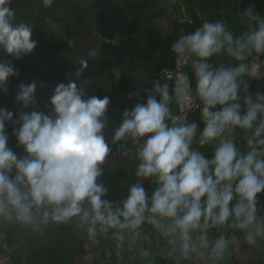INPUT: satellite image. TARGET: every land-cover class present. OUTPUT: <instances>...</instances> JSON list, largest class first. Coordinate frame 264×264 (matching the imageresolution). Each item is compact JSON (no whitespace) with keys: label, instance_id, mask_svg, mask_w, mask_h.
<instances>
[{"label":"crops","instance_id":"obj_1","mask_svg":"<svg viewBox=\"0 0 264 264\" xmlns=\"http://www.w3.org/2000/svg\"><path fill=\"white\" fill-rule=\"evenodd\" d=\"M8 7L14 13L10 21L14 26L26 24L32 28L35 47L18 58L0 49V62L11 64L15 70L5 84L6 91H0V109L13 113L4 126L7 147L19 159L28 156L16 135L21 127L20 117L36 111L55 120L57 114L50 99L58 84L75 82L84 93L83 99L109 97L101 130L109 151L99 165L101 176L97 183L107 189L102 199L109 201L113 211L123 207L132 185L144 188L149 207L152 193L159 187L156 177L136 176L140 163L137 153L151 134L119 141L114 135L125 110L130 111L137 103L145 104L149 96L160 100L155 91L158 84L168 86L169 113L176 111L173 83L156 74L159 68L172 64L173 44L205 22H221L234 42L243 41L264 21V0H51L47 6L44 0H10ZM249 9L251 16L247 14ZM242 56L237 59L222 50L205 63L213 71L239 64L247 66L248 71L238 77L236 101L243 115L247 111L246 97L256 101L264 96V53L245 49ZM82 60L87 66L76 77ZM188 72L199 108L189 115L187 123L172 124L167 118L165 122L169 127L195 123L190 147L211 160L223 137L199 143L205 126L204 105L196 92L195 68ZM21 83L36 85L27 107L16 100ZM255 124H259V114ZM250 136L251 130L241 128L228 134L238 155L250 150ZM7 174L14 179L15 169ZM18 186L22 192L27 191L23 184ZM205 199L202 197V205ZM238 199L234 194L229 207H234ZM25 202L31 208L28 220L17 219V210L10 205L0 213V264H264V190L256 196L254 225L240 229L233 217L223 225H213L210 220L205 224L201 218V227L189 233L187 254L182 250L184 241L179 229L170 231L174 227L171 218L157 216L158 223L153 224L149 220L153 214L145 211L138 227L111 228L97 223L92 233L91 208L86 200L81 207L89 212L87 221L82 214L57 221L53 219L55 205ZM221 237L226 246L217 253L215 245Z\"/></svg>","mask_w":264,"mask_h":264},{"label":"clouds","instance_id":"obj_2","mask_svg":"<svg viewBox=\"0 0 264 264\" xmlns=\"http://www.w3.org/2000/svg\"><path fill=\"white\" fill-rule=\"evenodd\" d=\"M9 3L10 0H0V49L18 58L30 53L35 41L30 26H14L10 22L14 13ZM44 3L50 5L51 0ZM247 14L252 15L251 9ZM245 49L264 53V21L243 41L235 42L223 23L205 22L172 46L179 56L198 58L194 63L196 92L204 105L205 125L199 143L203 145L223 137L211 160L190 147L197 128L195 123L169 127L165 122L170 100L166 84L155 86L160 100L149 96L145 104L137 103L130 111L123 112L124 119L115 131V140L128 137L136 140L151 134L137 153L140 163L136 170L137 177L157 179L159 187L152 193L151 207L139 184L130 187L121 209L113 211L109 201L102 199L107 189L97 183V178L101 176L99 165L109 151L101 131L109 97L83 99L84 93L77 89L75 82L58 84L50 99L57 114L55 120L36 111L20 117L21 127L16 135L28 154L23 159L7 147L8 138L4 134L5 121L11 120L13 113L0 109V213L10 205L17 210V219L28 220L31 208L25 201L30 200L35 206L55 205L53 219L57 221L80 214L87 221L89 212L81 207L86 200L91 208L89 231L94 233L97 223L111 228L138 227L144 221L145 211H149L153 214L149 217L153 224L158 223L157 216L172 219L174 227L170 231L179 229L185 254L189 251V233L201 227V218L205 224L210 220L213 225H223L233 217L240 229L254 225L256 196L264 190V159L261 158L264 148L257 147L264 146V96L257 97L256 101L246 97L247 111L242 115L241 106L236 102L240 89L238 77L248 71L247 66L239 64L213 71L205 63L222 50L243 59ZM86 66L82 60L76 77ZM12 75H15L12 65L0 62V91H6L5 84ZM183 82L187 83L186 76ZM35 87V83L19 85L16 100L23 107L32 102ZM218 105L222 106L219 110H210ZM236 128L251 130L247 140L250 150L245 155H238L228 138ZM13 168L16 175L11 179L7 173ZM20 184L26 187V192L21 191ZM234 194L239 199L230 208ZM202 197L206 198L203 205ZM248 235L251 238L252 234ZM225 246L226 241L221 237L215 250L220 253Z\"/></svg>","mask_w":264,"mask_h":264},{"label":"built area","instance_id":"obj_3","mask_svg":"<svg viewBox=\"0 0 264 264\" xmlns=\"http://www.w3.org/2000/svg\"><path fill=\"white\" fill-rule=\"evenodd\" d=\"M197 61L192 55L179 56L173 54L172 64L167 67H161L156 74L159 79L170 80L173 83L174 94L176 98V111L169 113L167 119L172 124L187 123L189 115L199 108V103L195 99L192 90V80L188 69L194 67ZM187 77V83L183 82V77ZM187 87V90H186Z\"/></svg>","mask_w":264,"mask_h":264}]
</instances>
